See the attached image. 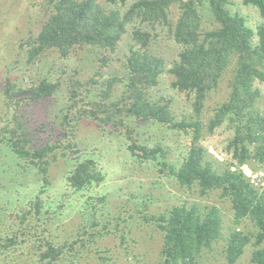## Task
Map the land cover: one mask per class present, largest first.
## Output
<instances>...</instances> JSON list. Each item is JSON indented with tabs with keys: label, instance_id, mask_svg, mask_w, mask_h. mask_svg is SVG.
<instances>
[{
	"label": "rangeland",
	"instance_id": "1",
	"mask_svg": "<svg viewBox=\"0 0 264 264\" xmlns=\"http://www.w3.org/2000/svg\"><path fill=\"white\" fill-rule=\"evenodd\" d=\"M60 0H0V264H168L164 256L167 221L174 207H217L223 237L206 247L201 264H228L227 246L235 230L257 235L249 218L235 215L222 189L203 195L198 185L183 187L176 170L188 157L193 128L139 120L127 112V65L137 29L149 32L148 50L165 61L166 72L153 100L171 107L175 124L196 121L194 95L175 86L170 73L183 47L175 39L181 5L168 17L146 21L135 11L119 44L111 49L84 45L62 57L51 49L29 61L28 48L55 13ZM107 11L128 14L145 0H95ZM214 5L242 20L260 45V7L246 0H196L204 30L217 22ZM262 67L264 69V56ZM229 78L209 95L202 114L200 144L219 172L235 165L228 121L210 130L217 109L229 99ZM56 92L34 100L42 81ZM264 111V78L255 82ZM24 133L28 150L50 149L43 160L18 154L13 132ZM80 162H90L99 179L83 189L69 178ZM264 190V163L240 166ZM249 244L239 264H254Z\"/></svg>",
	"mask_w": 264,
	"mask_h": 264
},
{
	"label": "trees",
	"instance_id": "2",
	"mask_svg": "<svg viewBox=\"0 0 264 264\" xmlns=\"http://www.w3.org/2000/svg\"><path fill=\"white\" fill-rule=\"evenodd\" d=\"M258 5L264 15V0H246ZM174 3L181 5L175 39L183 47L179 59L170 70L175 86L194 95L196 121L175 124L171 107L164 100H153L152 90L159 85L166 72L165 61L147 49L151 34L137 29L133 39L141 49L133 48L127 65L130 73L125 102L130 116L139 120H155L182 128L191 126L193 142L188 157L176 170L180 184L189 189L199 186L201 193L222 189L231 197L235 215L249 218L257 228L254 236L239 230L232 232L227 246L228 264H239L249 244H254V264H264V190L254 186L240 166L257 161L264 163V111L260 107L261 91L255 82L264 78V26L259 31L260 45L252 44L253 32L242 20L232 18L225 10L214 5L217 26L204 30L196 0H145L135 4L128 14L107 11L95 0H60L55 13L45 23L39 36L28 48L29 61H34L46 51L56 49L67 57L77 47L98 46L103 49L116 47L126 33L131 15L139 11L146 21L168 17ZM229 78V99L216 111L210 130L228 121L234 130L229 151L235 165L219 172L206 159L200 144L202 114L211 92ZM58 86L47 80L29 92L34 100L52 96ZM20 130L13 132L15 151L27 157L45 159L50 149L28 150L23 145L28 140ZM99 179L90 162H80L69 181L83 189ZM224 221L217 207L202 210L197 205L176 206L166 226L164 256L168 264H201L206 247L223 237Z\"/></svg>",
	"mask_w": 264,
	"mask_h": 264
}]
</instances>
